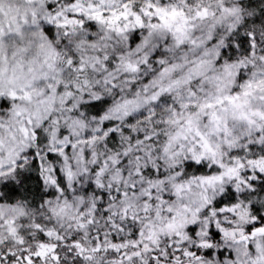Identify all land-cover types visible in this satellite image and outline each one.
<instances>
[{
  "label": "clouds",
  "instance_id": "obj_1",
  "mask_svg": "<svg viewBox=\"0 0 264 264\" xmlns=\"http://www.w3.org/2000/svg\"><path fill=\"white\" fill-rule=\"evenodd\" d=\"M0 264H264V0H0Z\"/></svg>",
  "mask_w": 264,
  "mask_h": 264
}]
</instances>
